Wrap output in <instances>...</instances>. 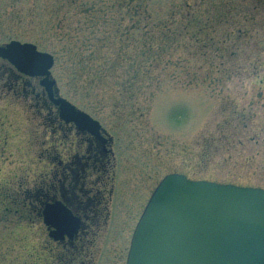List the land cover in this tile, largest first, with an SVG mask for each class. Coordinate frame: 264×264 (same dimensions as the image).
<instances>
[{
	"label": "rangeland",
	"instance_id": "1",
	"mask_svg": "<svg viewBox=\"0 0 264 264\" xmlns=\"http://www.w3.org/2000/svg\"><path fill=\"white\" fill-rule=\"evenodd\" d=\"M12 41L53 56L56 95L111 140L88 169L94 264L124 263L167 175L264 190V0H0V47ZM39 81L0 58V264L56 263L37 188L57 173L59 191L79 138ZM62 184L83 197L82 178Z\"/></svg>",
	"mask_w": 264,
	"mask_h": 264
},
{
	"label": "water",
	"instance_id": "2",
	"mask_svg": "<svg viewBox=\"0 0 264 264\" xmlns=\"http://www.w3.org/2000/svg\"><path fill=\"white\" fill-rule=\"evenodd\" d=\"M0 58L40 79L62 121L107 143L98 121L56 95L53 56L12 41L0 47ZM43 214L54 241L77 233L78 220L61 202L46 204ZM126 264H264V190L167 175L137 223Z\"/></svg>",
	"mask_w": 264,
	"mask_h": 264
},
{
	"label": "flooded vegetation",
	"instance_id": "3",
	"mask_svg": "<svg viewBox=\"0 0 264 264\" xmlns=\"http://www.w3.org/2000/svg\"><path fill=\"white\" fill-rule=\"evenodd\" d=\"M66 125L73 127V130L76 132V136L79 138L76 147V154H73L71 157L72 160L67 162L64 166L62 162L60 164V175L62 180L60 181L59 191L57 190L56 184L57 173L54 175V182L48 186L49 188L46 189L45 182L37 188L42 191V194L37 195L36 200L40 201L41 197L44 201V205L42 210L35 209L34 212L36 213V217L40 219L43 228L46 231L47 243L55 246V264H94V253L92 251L94 241L93 229L96 225V220H98V215L100 214V209H98L97 206L102 205L103 194L98 191L94 192V185H92V182L89 181L90 174H88V169H90L91 166L93 167L96 164L101 163L102 160L110 154L109 146L111 140L108 139L103 130L100 131V134L101 137L107 141L106 144L99 141L88 132L79 131L73 123ZM52 132L57 133V130H52ZM67 170L75 177L82 178V186H84L80 191L81 196H83L82 198L80 196L79 198L72 196L70 192L64 193L62 183L63 177L68 174ZM51 194H54L52 198L50 197ZM58 194H60L61 197H57ZM55 202H61L62 205L65 206L71 212L72 216L79 222L78 231L72 238L64 236L63 239L54 241L50 237L52 228L45 224L43 213L46 204H52ZM105 204H107V202H105ZM105 207L107 208V205L103 208ZM126 257L127 254L124 257L123 264L126 263Z\"/></svg>",
	"mask_w": 264,
	"mask_h": 264
},
{
	"label": "trees",
	"instance_id": "4",
	"mask_svg": "<svg viewBox=\"0 0 264 264\" xmlns=\"http://www.w3.org/2000/svg\"><path fill=\"white\" fill-rule=\"evenodd\" d=\"M148 16V15H147ZM1 72H5V71H3V70H1ZM6 73V72H5ZM10 74H13V73H11L10 72ZM11 76V75H10ZM12 78H13V80L14 81H16V82H24V83H26V85L27 84H30V80H22L21 78H20V76H18L17 74H13L12 76H11ZM236 114H238L239 112L236 110V111H234ZM241 116H243V114L244 113H239ZM244 118V117H243Z\"/></svg>",
	"mask_w": 264,
	"mask_h": 264
}]
</instances>
